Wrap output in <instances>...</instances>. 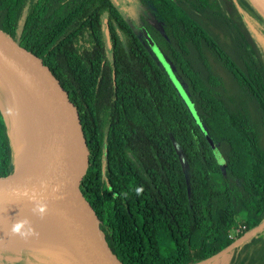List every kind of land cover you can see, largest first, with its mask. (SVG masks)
<instances>
[{
    "label": "trees",
    "instance_id": "1",
    "mask_svg": "<svg viewBox=\"0 0 264 264\" xmlns=\"http://www.w3.org/2000/svg\"><path fill=\"white\" fill-rule=\"evenodd\" d=\"M5 1L59 51L86 108L94 152L83 185L122 264H196L264 218V63L232 0H133L197 120L112 0ZM203 18L226 29L229 50ZM8 131L0 109V173L14 164ZM240 262L235 245L226 264Z\"/></svg>",
    "mask_w": 264,
    "mask_h": 264
},
{
    "label": "water",
    "instance_id": "2",
    "mask_svg": "<svg viewBox=\"0 0 264 264\" xmlns=\"http://www.w3.org/2000/svg\"><path fill=\"white\" fill-rule=\"evenodd\" d=\"M249 1L264 18V11L254 0ZM259 1L264 9V0ZM104 33L109 45L106 24ZM0 45L37 79L52 100L51 128L41 150L19 168L13 154L12 169L0 173V230L5 225H19L22 236H64L75 252L69 257L73 264H122L111 248L104 218L83 185L93 157L94 133L61 54L42 41L23 14L5 0H0ZM34 222L44 226L32 225ZM263 226L264 220L255 229ZM238 241L240 237L196 264H226ZM21 250L49 255L25 247L16 252L21 254ZM9 254L18 255L13 251ZM55 256L63 258L62 253Z\"/></svg>",
    "mask_w": 264,
    "mask_h": 264
},
{
    "label": "bare ground",
    "instance_id": "3",
    "mask_svg": "<svg viewBox=\"0 0 264 264\" xmlns=\"http://www.w3.org/2000/svg\"><path fill=\"white\" fill-rule=\"evenodd\" d=\"M254 2L264 11L259 0ZM0 86L9 96L7 110L9 136L13 145L15 165L19 168L28 163L47 141L52 119L51 95L44 91L37 79L17 63L1 45ZM32 225L44 226L39 222ZM14 226L16 225L9 227L5 225L0 230L4 232L0 234V246L7 251L16 252L25 247L36 253L49 255L62 253L64 256H74L75 252L64 236L58 235L54 238L22 236V233H13Z\"/></svg>",
    "mask_w": 264,
    "mask_h": 264
},
{
    "label": "rangeland",
    "instance_id": "4",
    "mask_svg": "<svg viewBox=\"0 0 264 264\" xmlns=\"http://www.w3.org/2000/svg\"><path fill=\"white\" fill-rule=\"evenodd\" d=\"M114 4L117 6V8L120 10L122 15L125 16L127 22L132 27L133 31L144 41L146 42V49L149 51L153 59L156 61V63L167 73L169 76V79L172 81L174 87L176 88L179 96L182 98V100L185 102V105L191 114V116L197 120V115L195 113V110L193 109L189 99L187 98V93L184 88V84L180 83L177 80L176 75L173 74L172 68L170 64L159 54V51L155 49L151 41L146 37L142 36V32L140 29V17H144L146 19H151L148 13L140 7L136 2L133 0H112ZM236 9L239 12L242 25L248 29V31L251 33L253 40L255 42L257 52L259 53V56L261 60L264 63V25L258 21V18L255 16V12L251 10V8L243 3L240 2V0H232ZM224 9V6H223ZM212 10L209 8L207 10L208 13H210ZM225 11V9H224ZM219 19V18H218ZM207 28L217 37V39L225 46L227 50H229L230 46L232 45L231 38L229 34L227 33L226 29L221 26L220 23L213 25L212 23H209L206 18L202 19ZM219 22V21H214ZM240 28L243 30V27L240 26ZM262 29V31L260 30ZM207 61L211 66V69L216 73L217 75L222 76L223 79H226L227 72L223 69V67L216 64L210 55H207ZM9 105V96L4 92V90L0 86V109L5 117V120L7 124L9 125V120L7 117V110ZM227 207V204H226ZM21 253H28L30 251L28 250H21ZM0 253L1 254H9V251L4 249L2 246H0ZM31 254V252L29 253ZM34 254V253H33ZM37 255V254H35ZM40 260H42L44 263L49 264H72L69 257L64 256H55V255H48V257H41L38 256ZM61 260L62 263H58V261ZM206 264H213L212 262H207Z\"/></svg>",
    "mask_w": 264,
    "mask_h": 264
},
{
    "label": "flooded vegetation",
    "instance_id": "5",
    "mask_svg": "<svg viewBox=\"0 0 264 264\" xmlns=\"http://www.w3.org/2000/svg\"><path fill=\"white\" fill-rule=\"evenodd\" d=\"M263 220L264 218L261 221ZM259 223L248 230L245 229L244 224L241 225V241L237 242L241 261L240 264H246L247 259L251 256L264 254V226L258 230L255 229ZM38 256L40 255L29 253H21L18 255L0 254V264H49L44 263Z\"/></svg>",
    "mask_w": 264,
    "mask_h": 264
},
{
    "label": "clouds",
    "instance_id": "6",
    "mask_svg": "<svg viewBox=\"0 0 264 264\" xmlns=\"http://www.w3.org/2000/svg\"><path fill=\"white\" fill-rule=\"evenodd\" d=\"M9 111H11V110H9ZM139 191L140 190H138V193L137 194H139ZM19 227H20L19 225L14 226L13 229H12L13 233H18L19 232Z\"/></svg>",
    "mask_w": 264,
    "mask_h": 264
},
{
    "label": "built area",
    "instance_id": "7",
    "mask_svg": "<svg viewBox=\"0 0 264 264\" xmlns=\"http://www.w3.org/2000/svg\"><path fill=\"white\" fill-rule=\"evenodd\" d=\"M1 254V253H0ZM14 254H18V252H14ZM220 260H223L224 258H223V256H220V258H219Z\"/></svg>",
    "mask_w": 264,
    "mask_h": 264
}]
</instances>
